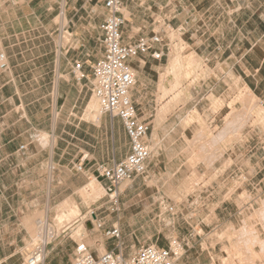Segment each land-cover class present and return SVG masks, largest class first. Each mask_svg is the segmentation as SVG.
I'll use <instances>...</instances> for the list:
<instances>
[{
	"label": "rangeland",
	"instance_id": "374dc122",
	"mask_svg": "<svg viewBox=\"0 0 264 264\" xmlns=\"http://www.w3.org/2000/svg\"><path fill=\"white\" fill-rule=\"evenodd\" d=\"M60 1L31 0L28 9L13 13L19 19L14 20V27L9 31L15 33V42L23 41V50L28 52L27 59L32 66L34 63L39 65V50L55 51L56 43L66 44L69 40L68 34L61 38L64 33L60 34L58 29L63 19L64 24L67 22L65 15L61 14ZM67 1L77 37L83 36L82 42L90 40L94 55L99 54L102 30L95 23L90 24L100 21V7L104 0H90L88 5L86 0ZM166 1L158 0L159 3ZM184 1L185 4H196L201 0ZM1 2L4 9L7 4ZM173 2L183 4V0ZM179 8L174 20L168 13L165 16V11L143 10L138 12L135 21V26L141 27L140 31H135L138 37L159 32L164 42L170 45V53L162 62L151 60L148 64L154 68L149 76L148 101L133 96L142 119L151 126L154 155L148 162L147 173L127 182L128 187L123 189L121 201L127 199L131 207L127 211L122 207L120 217H127L119 220V214L112 212L104 189L103 194L96 197L101 198L99 202L85 194L84 187L79 189L75 197L56 206L52 213L42 212L36 218L49 219L56 226V239L48 246L46 264H70L76 243L81 240L93 250L101 248L103 243L105 248H113L117 242L106 239L105 232L114 224L122 230L127 256L133 255L143 244L169 246L178 239L185 250L178 264H264V98L241 84L236 79L239 78L237 72L226 78L229 67H224L221 76L222 68L214 54L205 58L203 53L196 52L197 47L204 46L199 43L197 30L205 28H199L194 20L185 29H179L184 13L182 7ZM196 13L193 11L194 15ZM82 26L88 35L82 33ZM210 28L209 36L213 32ZM248 31L253 32L255 42L264 34V26L255 25ZM23 32L26 37H21ZM132 32L129 30L125 35L130 36ZM77 37L74 35L72 39ZM67 46L75 45L70 43ZM19 49L18 45L14 47V53ZM85 49V45L80 44L76 51ZM210 50L213 51V46ZM255 50L261 53L264 41ZM178 54L182 65H172ZM188 57L197 59L192 67H188ZM77 60L84 63L80 58ZM179 69L183 75L175 74ZM87 73L89 79L86 82L90 89L87 88L89 91L78 104L81 111L78 120L82 118V124L77 128L79 148L90 151L98 160H112L115 155L117 159L125 158L130 143L121 121L118 118L112 120L109 115L101 116L99 103L94 113L86 112L88 104L93 99L97 101L92 93L91 64ZM176 77L181 78L178 81ZM37 84L29 85L30 89L38 87ZM139 87L138 83L136 89ZM48 103L51 104L49 98L43 103L46 107L33 108L42 122L40 128L44 127L45 113L51 110ZM38 134L44 135L40 130ZM236 144L250 151L247 156L239 155L236 161L242 163L245 158H250L254 165L251 174L241 166H231L229 152ZM242 173H249V180L236 189L235 184L239 183ZM86 179L88 183L96 178ZM100 181H97L99 185L103 183ZM71 204L80 206L79 216L69 214L67 209ZM172 206L175 213L170 211ZM92 211L97 219L91 215ZM36 229L37 225L33 227V238ZM20 261L18 259L16 264H21Z\"/></svg>",
	"mask_w": 264,
	"mask_h": 264
},
{
	"label": "crops",
	"instance_id": "0c3cea01",
	"mask_svg": "<svg viewBox=\"0 0 264 264\" xmlns=\"http://www.w3.org/2000/svg\"><path fill=\"white\" fill-rule=\"evenodd\" d=\"M1 1L7 5L0 10V53L7 54L10 69L0 70V264H16L18 259L24 264L25 255L32 247V231L38 221L37 216L42 212L52 213L56 206L75 197L79 189L87 185L86 178L90 180L94 176L99 180L94 167L97 163H113L123 158L117 159L115 155L112 160H98L90 151L79 148L77 128L82 124V118L78 120L81 114L78 104L90 89L86 82L89 79L88 66L91 64L92 68L104 50L102 48L99 54L94 55L90 40L82 42L83 36L77 37V32L72 27L74 18L71 9L67 8L68 1H60V11L67 22L64 24L63 19L58 29L60 34L64 33L60 37L68 34L69 40L66 44L56 43L55 51L39 50L38 66L35 63L32 66L28 62V52L23 50V41L15 42V33L9 31L14 27V20L19 19L13 13L28 9L31 0ZM89 1L86 0L85 3L88 5ZM185 3L184 0L183 4H176L173 0L163 3L158 0H123V15L126 19L123 28L124 42L133 43L139 38L135 32L141 30V27L135 26L138 12L165 11V16L168 13L174 20L175 11L182 7L184 13L180 18L179 29H185L194 20L199 28H205L197 30L199 43L204 46L197 47L196 52L199 55L203 53L205 58L214 54L213 57L219 59L218 64L222 68L221 76L224 75V67H229L226 78L237 72L239 78L236 79L241 84L264 98V50L261 53L255 50L264 41V34L254 42L253 32L248 31L255 25L264 26V0H201L196 4ZM102 4L100 21L91 22L90 26L95 23L96 27L101 28L107 16L104 2ZM193 11L197 12L196 15ZM82 27V33L88 35L85 27ZM210 27L213 32L209 36L207 33ZM129 30L133 34L126 36L125 33ZM25 33L21 37H26ZM74 35L77 38L72 39ZM70 43L75 46L68 47ZM80 44L86 47L82 52L76 51ZM17 45L20 49L14 53ZM211 46L213 51L210 50ZM78 58L84 62L83 70L87 76L82 80H78L74 74V63ZM151 60L162 62L152 58L151 54H142L130 61L138 80L132 94L139 100L148 101L146 97L151 86L149 76L154 69L148 67ZM138 83L140 87L136 89ZM35 84L38 87L30 89ZM48 98L51 99V104L48 103L51 110L45 113L44 127L40 128L42 122L34 114L33 108L46 107L43 103ZM147 104L150 105V102ZM87 110L88 106L86 112ZM111 126L113 128L114 124ZM39 130L44 135H39ZM249 152L246 147L241 148L237 144L230 148L231 166H241L251 174L254 165L250 158H245L242 163L236 161L239 155L247 156ZM78 162L84 163V172L75 169ZM102 184L104 186L105 182ZM121 202L124 211L131 207L127 199H122ZM121 213L122 211L119 213V220L127 217L124 215L121 218ZM102 248L107 250L104 244L97 249L102 251Z\"/></svg>",
	"mask_w": 264,
	"mask_h": 264
},
{
	"label": "built area",
	"instance_id": "2783aa9c",
	"mask_svg": "<svg viewBox=\"0 0 264 264\" xmlns=\"http://www.w3.org/2000/svg\"><path fill=\"white\" fill-rule=\"evenodd\" d=\"M104 5L107 9V16L101 24V43L104 51L92 67V93L98 100L101 115L108 114L122 121L129 138L130 151L120 161L97 163L94 167L97 178L105 182V192L112 212L119 214L122 211V186L135 177L146 174L148 162L154 155L151 126L142 119L133 99V89L138 80L130 61L142 54H151L152 58L163 60L170 53V45L164 42V37L159 32L143 35L133 43H125L123 28L126 19L123 15V0H104ZM2 8L3 3L0 1V10ZM158 46L163 48L159 49ZM83 68L84 64L76 60L74 74L78 80L86 77ZM9 69L8 56L1 52L0 70ZM74 167L77 171L84 172L83 162H78ZM247 180L248 174L242 173L235 188L241 187ZM170 211L175 213V207L172 206ZM91 215L96 213L92 211ZM36 225L33 246L25 255L24 264H46L48 246L56 239L54 221L38 220ZM105 237L108 240H115L116 245L100 253L98 249L93 250L81 240L76 243L74 259L70 264H178L185 252L181 242L174 239L169 246L143 244L133 255L127 256L124 252L122 230L118 224L107 229ZM181 251L183 253L180 254Z\"/></svg>",
	"mask_w": 264,
	"mask_h": 264
},
{
	"label": "bare ground",
	"instance_id": "6f19581e",
	"mask_svg": "<svg viewBox=\"0 0 264 264\" xmlns=\"http://www.w3.org/2000/svg\"><path fill=\"white\" fill-rule=\"evenodd\" d=\"M189 59H187V64H188V67H192V65L195 63V61L197 60H195V58L194 57H188ZM184 60V59H183ZM181 62V57H180V55L178 54V56H176V57H174V60H172V65H175V64H178V63H180ZM186 61L184 60V63H185ZM181 64V63H180ZM196 64H197V62H196ZM182 65V64H181ZM184 65V64H183ZM171 66V65H170ZM180 66V65H179ZM186 66V65H185ZM174 67V66H173ZM182 66H180V68H181ZM185 68H187V67H185ZM177 70H178V68H176ZM182 69V68H181ZM176 70V71H177ZM185 70V69H184ZM191 70H192V68H191ZM190 70V71H191ZM188 71V70H187ZM175 72V71H174ZM178 72L180 73V69H179V71H177L175 74H178ZM185 72V71H184ZM182 73V72H181ZM181 73L180 74H178V75H181ZM188 73V72H187ZM187 73H185V75L187 74ZM192 73V72H191ZM166 74V73H165ZM182 75H183V73H182ZM189 76H190V74H188ZM180 78L181 77H179V80H180ZM176 79L178 80V78L176 77ZM178 80V81H179ZM163 85V84H162ZM162 89H163V87H161ZM164 89H165V87H164ZM169 89H167V91H168ZM162 91V90H161ZM166 91V92H167ZM171 92V91H170ZM169 92V93H170ZM164 95H168V93L167 94H164ZM161 97V96H160ZM179 97V96H178ZM98 101V100H97ZM95 99H93L92 100V102H90L89 103V105H88V110H87V112L89 113V114H92V112H93V110H95V108H97V106H98V102H97ZM165 106V105H164ZM164 108V107H163ZM94 113V112H93ZM95 117H99V116H95ZM92 118H94V117H92ZM95 119V118H94ZM97 179H93V180H91V181H89L88 183H87V185L86 186H84V188L82 189L83 190V192L85 191V194L87 193L90 197H95L94 199V202H99L100 201V197L98 198V199H96V197H98L99 195L101 196V193H102V189H104V191H105V187L103 186V184L101 183V185H99L100 183H97ZM130 183V182H129ZM129 183H126V184H124L123 185V187H122V189H124L125 187H128V185H129ZM81 190V191H82ZM103 194V193H102ZM87 196V195H86ZM89 197V198H90ZM88 198V197H87ZM92 199V198H91ZM93 200V199H92ZM74 203V202H73ZM91 204V203H90ZM63 206V205H62ZM68 207H69V209H67V210H69L70 212H69V214H76V215H78V214H80V212H81V208H79L80 206H78L77 204H71V205H68ZM63 209V208H62ZM75 215V216H76ZM68 216V215H67ZM74 216V215H73ZM72 216V217H73ZM79 216V215H78ZM94 216H96V215H93V217ZM64 217V216H63ZM71 217V216H70ZM86 217V216H85ZM84 217V218H85ZM92 217V216H91ZM95 219H97V216L96 217H94ZM65 219V218H64ZM83 219V218H82ZM84 220V219H83ZM97 222V221H96ZM69 229V228H68ZM102 250H104V248H102ZM100 253H103V252H105L106 250H104V251H100V250H98Z\"/></svg>",
	"mask_w": 264,
	"mask_h": 264
},
{
	"label": "water",
	"instance_id": "95a60500",
	"mask_svg": "<svg viewBox=\"0 0 264 264\" xmlns=\"http://www.w3.org/2000/svg\"><path fill=\"white\" fill-rule=\"evenodd\" d=\"M94 217H96V216H94Z\"/></svg>",
	"mask_w": 264,
	"mask_h": 264
}]
</instances>
